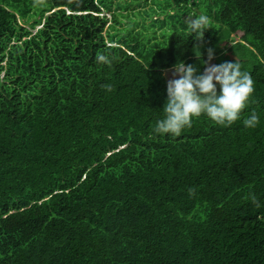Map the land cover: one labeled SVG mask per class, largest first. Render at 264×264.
I'll use <instances>...</instances> for the list:
<instances>
[{
  "label": "trees",
  "instance_id": "16d2710c",
  "mask_svg": "<svg viewBox=\"0 0 264 264\" xmlns=\"http://www.w3.org/2000/svg\"><path fill=\"white\" fill-rule=\"evenodd\" d=\"M153 2L0 0V264H264V0Z\"/></svg>",
  "mask_w": 264,
  "mask_h": 264
},
{
  "label": "rangeland",
  "instance_id": "374dc122",
  "mask_svg": "<svg viewBox=\"0 0 264 264\" xmlns=\"http://www.w3.org/2000/svg\"><path fill=\"white\" fill-rule=\"evenodd\" d=\"M113 1V9L115 10L117 8V4L123 3L126 5V2L130 3V6L128 8V11L126 10H120L119 13L124 15V17H119L120 25L118 26V29L120 30V35H128L129 29L133 28L134 32H137L139 30L143 29L144 23L147 25H150L152 20H163L164 16L154 15L156 14V10H158L157 6L154 4V0H110ZM197 13L200 15V11H198L196 8L194 9ZM150 13L152 16L147 14ZM176 11H173L175 13ZM106 15L111 18V15L109 12L106 13ZM186 20L190 22H195L194 16L190 15L185 18ZM211 21H214L213 18L210 19ZM41 27L37 28L40 29ZM35 30V32L37 31ZM157 31V35L159 38H161V34L163 30H159V28H155ZM225 39L221 40V43H225ZM168 76L171 75V73H167ZM3 76V75H2Z\"/></svg>",
  "mask_w": 264,
  "mask_h": 264
},
{
  "label": "water",
  "instance_id": "95a60500",
  "mask_svg": "<svg viewBox=\"0 0 264 264\" xmlns=\"http://www.w3.org/2000/svg\"><path fill=\"white\" fill-rule=\"evenodd\" d=\"M228 56H230L232 60H234V59L237 60V58L235 56H233V54L231 52L228 53Z\"/></svg>",
  "mask_w": 264,
  "mask_h": 264
}]
</instances>
